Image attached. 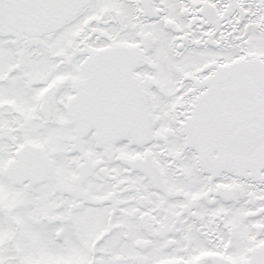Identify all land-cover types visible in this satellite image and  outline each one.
Here are the masks:
<instances>
[{
    "label": "snow or ice",
    "instance_id": "obj_1",
    "mask_svg": "<svg viewBox=\"0 0 264 264\" xmlns=\"http://www.w3.org/2000/svg\"><path fill=\"white\" fill-rule=\"evenodd\" d=\"M0 264H264V0H0Z\"/></svg>",
    "mask_w": 264,
    "mask_h": 264
}]
</instances>
